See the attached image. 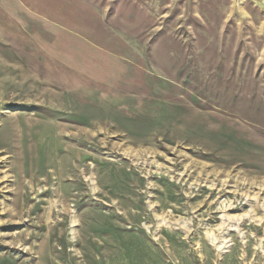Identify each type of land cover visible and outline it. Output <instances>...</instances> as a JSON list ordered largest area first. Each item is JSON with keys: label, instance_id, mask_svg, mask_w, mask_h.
Returning <instances> with one entry per match:
<instances>
[{"label": "rangeland", "instance_id": "rangeland-1", "mask_svg": "<svg viewBox=\"0 0 264 264\" xmlns=\"http://www.w3.org/2000/svg\"><path fill=\"white\" fill-rule=\"evenodd\" d=\"M0 264H264V0H0Z\"/></svg>", "mask_w": 264, "mask_h": 264}]
</instances>
